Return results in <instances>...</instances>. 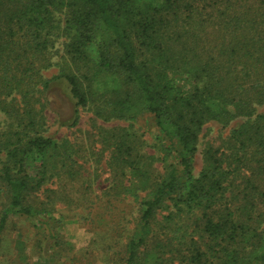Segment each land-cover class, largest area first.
I'll list each match as a JSON object with an SVG mask.
<instances>
[{"label":"trees","instance_id":"trees-1","mask_svg":"<svg viewBox=\"0 0 264 264\" xmlns=\"http://www.w3.org/2000/svg\"><path fill=\"white\" fill-rule=\"evenodd\" d=\"M58 42L65 63L47 78ZM97 73L110 77L100 94ZM62 78L77 106L103 97L96 114L104 120L143 111L162 134L161 154L139 149L140 139H106L113 188H134L137 202L126 226V215L116 222L129 230L112 251L115 264H264V217L255 216L264 204V0H0V113L13 121L0 130V245L11 217L42 221L55 210L49 184L74 177L59 165L76 163L68 146L38 129L41 96ZM236 120L196 173L203 127ZM232 165H251L245 183L235 184ZM88 198L84 191L75 208ZM184 216L196 218L190 235L200 237L177 244Z\"/></svg>","mask_w":264,"mask_h":264},{"label":"rangeland","instance_id":"rangeland-1","mask_svg":"<svg viewBox=\"0 0 264 264\" xmlns=\"http://www.w3.org/2000/svg\"><path fill=\"white\" fill-rule=\"evenodd\" d=\"M56 49L59 52H55ZM56 49L52 51L56 53L52 60L56 64L42 71L47 78L59 74L65 63L61 42L57 43ZM88 49L91 57H95L94 46ZM94 80L95 90L100 94L110 77L97 73ZM41 102H45L46 120L45 126L38 129L40 131L43 128L42 132L53 136L65 147L68 146V152L72 153L76 163L66 159L59 165H69L74 177L64 173L49 184L53 191L49 192L51 196L47 201H52L55 210L51 214H43V222L22 216H13L8 220L0 245V264H115L112 261V251L119 249L116 243L129 230L126 228L121 231L116 222L126 215L123 222L126 226V219H132L136 215L137 202L133 195L134 188L131 187L133 192L128 194H123L125 190L122 192L120 188L121 195H117V189L113 188L116 184L108 163L114 150L107 146L109 141L106 139H140L142 142L136 144L139 149L161 154L162 134L152 115L143 111L136 118L104 120L96 114V109L104 105L103 97L90 101L84 108L77 106L70 92V85L64 78L52 83L45 95L41 96ZM239 121L227 126L212 122L203 127L195 158L196 173L204 166L205 150L209 147H222L231 128ZM12 122V119L0 113V130H6ZM105 128H112L114 131L107 134ZM249 166L251 165H232L236 167V173L232 175L235 184L245 183L243 177L249 174ZM84 191L89 192V198L82 202L86 205L75 208L76 198ZM90 191L99 194L98 201L92 199ZM138 193L143 196V192ZM5 201L4 197H0V210ZM259 209L264 210L262 202L258 203L255 212V216L262 219L264 215L259 216ZM195 221L196 218L190 216L177 218L176 232L173 234L177 244L182 237H185L184 242L187 243L193 235L200 237L197 230L190 235L195 229ZM57 238L60 245L55 244ZM51 252L52 255L47 260L45 255Z\"/></svg>","mask_w":264,"mask_h":264}]
</instances>
